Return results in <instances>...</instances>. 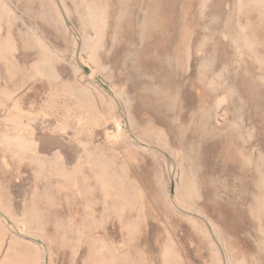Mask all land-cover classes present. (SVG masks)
<instances>
[{
	"label": "rangeland",
	"instance_id": "1",
	"mask_svg": "<svg viewBox=\"0 0 264 264\" xmlns=\"http://www.w3.org/2000/svg\"><path fill=\"white\" fill-rule=\"evenodd\" d=\"M0 264H264V0H0Z\"/></svg>",
	"mask_w": 264,
	"mask_h": 264
}]
</instances>
